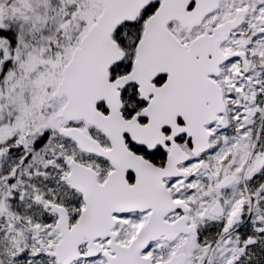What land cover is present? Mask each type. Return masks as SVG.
<instances>
[{
  "label": "snow or ice",
  "instance_id": "6c2138e0",
  "mask_svg": "<svg viewBox=\"0 0 264 264\" xmlns=\"http://www.w3.org/2000/svg\"><path fill=\"white\" fill-rule=\"evenodd\" d=\"M0 264H264V0H0Z\"/></svg>",
  "mask_w": 264,
  "mask_h": 264
}]
</instances>
